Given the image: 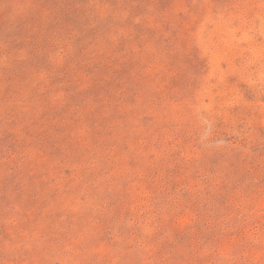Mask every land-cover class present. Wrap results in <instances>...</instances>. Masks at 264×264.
Listing matches in <instances>:
<instances>
[{"label":"rangeland","instance_id":"obj_1","mask_svg":"<svg viewBox=\"0 0 264 264\" xmlns=\"http://www.w3.org/2000/svg\"><path fill=\"white\" fill-rule=\"evenodd\" d=\"M0 264H264V0H0Z\"/></svg>","mask_w":264,"mask_h":264}]
</instances>
